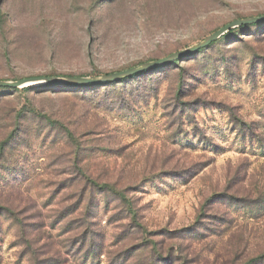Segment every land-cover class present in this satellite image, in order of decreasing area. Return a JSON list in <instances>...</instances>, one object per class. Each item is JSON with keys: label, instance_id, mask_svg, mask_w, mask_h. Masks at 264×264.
<instances>
[{"label": "rangeland", "instance_id": "374dc122", "mask_svg": "<svg viewBox=\"0 0 264 264\" xmlns=\"http://www.w3.org/2000/svg\"><path fill=\"white\" fill-rule=\"evenodd\" d=\"M261 16L264 0H0V81L100 78ZM224 35L104 87L0 88V264L264 255V22Z\"/></svg>", "mask_w": 264, "mask_h": 264}, {"label": "water", "instance_id": "95a60500", "mask_svg": "<svg viewBox=\"0 0 264 264\" xmlns=\"http://www.w3.org/2000/svg\"><path fill=\"white\" fill-rule=\"evenodd\" d=\"M264 22V16L261 17H253L242 21H236L233 22L219 31L212 34L210 37H208L206 40L201 42L200 44L193 46L191 48H188L186 50L180 51L178 53L172 54L167 58L160 59L154 62H150L148 64H145L143 66L129 69L126 71L114 73L111 75L102 76L100 78H78V77H61V78H55V77H49L44 79H23L15 82H8V81H0V88H25L28 86H35V82L37 81H45L46 86H61V85H98V84H104L107 82H114L118 81L125 77L133 76L137 73L148 71L154 68H158L160 66L167 65L171 62H174L176 60H180L186 55L196 53L200 49L208 47L212 42L215 40L221 38L226 32H228L230 29L242 25V24H249V23H262Z\"/></svg>", "mask_w": 264, "mask_h": 264}, {"label": "trees", "instance_id": "16d2710c", "mask_svg": "<svg viewBox=\"0 0 264 264\" xmlns=\"http://www.w3.org/2000/svg\"><path fill=\"white\" fill-rule=\"evenodd\" d=\"M241 26H244V24H242ZM232 32L233 31H231V32H229L228 34H232ZM223 36H225V35H223ZM220 39V38H219ZM211 44H213V42L211 43ZM210 44V45H211ZM207 48V47H206ZM201 50V49H200ZM199 50V51H200ZM199 51H197V52H199ZM196 52V53H197ZM195 53H193V54H189V55H186V56H184L182 59H185V58H188V57H190V56H192V55H194ZM182 59H180V60H176V61H174V62H177V63H180L181 62V60ZM159 68V67H158ZM154 69H157V68H154ZM154 69H151V70H154ZM151 70H148V71H151ZM144 72H147V71H144ZM140 73H143V72H140ZM140 73H137V74H140ZM137 74H135V75H137ZM135 75H133V76H135ZM131 77V76H130ZM114 82H116V81H114ZM77 86H82L83 88L84 87H92V86H101V87H104V86H106V83H104V84H98V85H77ZM3 89H8V88H3ZM26 91L27 90H32L31 88H26L25 89ZM264 255H261V256H258V257H256V258H253V259H251V260H249L246 264H264Z\"/></svg>", "mask_w": 264, "mask_h": 264}, {"label": "bare ground", "instance_id": "6f19581e", "mask_svg": "<svg viewBox=\"0 0 264 264\" xmlns=\"http://www.w3.org/2000/svg\"><path fill=\"white\" fill-rule=\"evenodd\" d=\"M34 85H35V86L46 85V82H45V81H37V82H35Z\"/></svg>", "mask_w": 264, "mask_h": 264}]
</instances>
